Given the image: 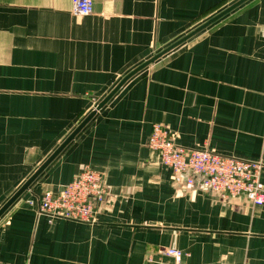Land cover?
<instances>
[{"label": "crops", "instance_id": "1", "mask_svg": "<svg viewBox=\"0 0 264 264\" xmlns=\"http://www.w3.org/2000/svg\"><path fill=\"white\" fill-rule=\"evenodd\" d=\"M129 79L0 218V264H264V205L176 183L147 146L264 164V0H0V208ZM108 197L80 223L38 212L83 168ZM264 190V170L260 176Z\"/></svg>", "mask_w": 264, "mask_h": 264}, {"label": "built area", "instance_id": "2", "mask_svg": "<svg viewBox=\"0 0 264 264\" xmlns=\"http://www.w3.org/2000/svg\"><path fill=\"white\" fill-rule=\"evenodd\" d=\"M73 10L81 16L92 12V0H71ZM147 146L156 152L163 167L169 169L176 183L197 187L221 199L242 198L252 205H264L260 176L261 162L244 161L205 150L184 148L174 143L169 130L153 125ZM108 197L103 176L84 168L56 193L44 192L38 200V212L52 218L89 223ZM161 255L184 264L183 252L174 248L158 250Z\"/></svg>", "mask_w": 264, "mask_h": 264}, {"label": "water", "instance_id": "3", "mask_svg": "<svg viewBox=\"0 0 264 264\" xmlns=\"http://www.w3.org/2000/svg\"><path fill=\"white\" fill-rule=\"evenodd\" d=\"M243 1V0H242ZM241 2L231 6L226 9L222 13L217 16L211 18L189 34L185 35L181 39L177 40L158 54H155L152 58L142 63L134 70L129 72L126 76H124L120 82L114 87V89L96 106V108L86 116V118L70 133V135L62 142V144L49 156V158L36 170V172L13 194V196L5 202V204L0 208V218L8 211V209L20 198V196L28 190L30 185L38 178V176L48 167V165L75 139V137L80 133V131L92 120L95 114L100 111L109 101L110 99L119 91V89L134 75L138 72L142 71L144 68L152 65L156 60H158L161 56L166 53L172 51L174 48L186 42L188 39L193 37L198 32L204 30L206 27L214 23L216 20L221 18L224 14L228 13L232 10L236 5Z\"/></svg>", "mask_w": 264, "mask_h": 264}]
</instances>
